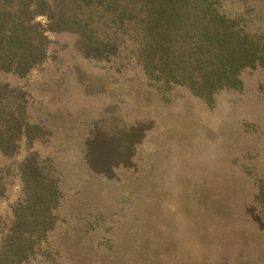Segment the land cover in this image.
<instances>
[{
	"label": "rangeland",
	"instance_id": "1",
	"mask_svg": "<svg viewBox=\"0 0 264 264\" xmlns=\"http://www.w3.org/2000/svg\"><path fill=\"white\" fill-rule=\"evenodd\" d=\"M211 2L238 25L264 30V0ZM46 35L41 64L24 76L0 71L41 127L31 145L0 154L3 226L22 198L17 165L27 153L38 151L60 189L49 253L27 264H264V68L241 69L238 87L207 101L145 72L134 36L117 37L112 55L89 57L73 33ZM137 124L143 133L129 162L116 160L108 174L88 166L93 131Z\"/></svg>",
	"mask_w": 264,
	"mask_h": 264
},
{
	"label": "trees",
	"instance_id": "2",
	"mask_svg": "<svg viewBox=\"0 0 264 264\" xmlns=\"http://www.w3.org/2000/svg\"><path fill=\"white\" fill-rule=\"evenodd\" d=\"M237 18L218 11L211 0H0V71L24 76L41 64L47 31L73 33L76 47L89 57L112 55L118 51L117 37L134 36L145 72L184 84L208 101L218 89L238 87L241 69L264 68V30H248ZM22 95L0 83L4 157L13 156L22 142L29 146L40 138L41 127L27 119ZM107 133L96 129L86 140L85 159L94 172L108 174L118 159L129 162L143 127ZM43 162L35 150L17 165L22 198L13 205L8 224L3 226L0 216V264H27L49 253L44 245L55 226L60 189ZM3 170L0 167V198L6 191ZM257 199L264 213L261 186Z\"/></svg>",
	"mask_w": 264,
	"mask_h": 264
}]
</instances>
